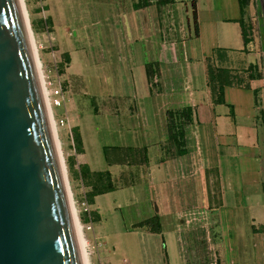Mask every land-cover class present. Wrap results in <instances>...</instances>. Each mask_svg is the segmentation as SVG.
Segmentation results:
<instances>
[{
    "label": "crops",
    "instance_id": "crops-1",
    "mask_svg": "<svg viewBox=\"0 0 264 264\" xmlns=\"http://www.w3.org/2000/svg\"><path fill=\"white\" fill-rule=\"evenodd\" d=\"M173 2L185 11L186 36L180 38L177 56L174 50L166 51L169 57L172 55L170 61L175 62L179 70L175 76L165 78L162 87L166 93L171 92L172 99L180 102L182 107L191 108L192 124L187 132L183 155L167 157L159 144L158 101L153 97L151 85L147 81L149 54L143 39H127L125 33L120 38L123 46L118 50V62L122 67V81L115 85L119 92L116 98L120 110L114 111L119 119L129 122L121 128L135 137L136 144L118 147L146 149V163L133 165L130 171L133 173V182L145 174L147 183L144 187L148 186L152 192L147 203L150 207L151 204L156 205L146 219L132 227L156 218L159 231L136 227V230L152 237L153 247L156 246L153 235H162L165 229L178 234L175 242L179 249V260H175L174 264L200 263L208 251L216 253V247L221 264H264V231L255 230L264 222L263 79H249L247 73L237 71L241 55H249L243 51L238 0ZM57 8L55 3L48 10L41 8L42 12L49 15L48 29L54 30L58 25ZM193 8L196 35L193 21L190 20ZM124 18H127V23L130 21L138 37L137 12L131 11ZM57 43L61 48L58 51L71 59L75 49L68 34L60 36V43ZM216 49L225 51L226 60L222 66L241 81L239 85L232 84L224 88L222 104L213 101L207 84V61ZM250 64L253 63L248 59L247 67ZM258 68L256 73H259ZM115 88L111 85L112 91ZM254 90H257L256 97ZM80 136L81 156L84 157L86 145L83 136ZM151 153L156 157L153 162ZM86 160L85 167L91 172L105 171L102 168L91 170ZM103 161L115 183L113 171L126 166H109L105 159ZM98 197L94 198L91 206L96 211L94 216L97 215ZM93 238L96 241V236ZM107 262L112 264L109 259ZM91 264L101 263L99 259L93 258Z\"/></svg>",
    "mask_w": 264,
    "mask_h": 264
},
{
    "label": "rangeland",
    "instance_id": "rangeland-1",
    "mask_svg": "<svg viewBox=\"0 0 264 264\" xmlns=\"http://www.w3.org/2000/svg\"><path fill=\"white\" fill-rule=\"evenodd\" d=\"M20 1L31 40H29L31 51L33 49L41 71L51 70L49 76L52 77L54 64L58 67L61 62V53L58 51L61 48L57 43V41L60 43V36L64 37L68 34L75 49L71 59L66 54L68 67L66 71L64 69L63 75L70 85L64 92V106L53 108L52 112L55 120L67 118V124L63 128L57 126L54 128L53 139L55 147L57 145L56 150L65 175L68 204H71L81 229L84 226L81 202L84 193L90 190L86 181L79 177L80 170L87 168L84 160L87 159L86 162L93 171L99 168L106 170L102 155L103 147L136 144L135 137L130 136L125 128H121L129 122L119 119L114 111L120 110V104L116 98L119 92L115 85H119L122 81L118 50L123 46L122 39L120 40L123 33L127 35V39L131 37L134 40L141 37L149 54L147 73L150 82L148 79L147 81L151 85L153 97L158 101L157 124L161 132L159 144L164 155L174 158L185 150L187 132L190 127L185 119L186 107H182L180 102L173 100L170 96L171 92L166 93L162 87V81L175 76L179 70L177 64L170 61L172 55L169 57L166 51L174 50V55L177 56L180 38L182 35L186 36L185 11L179 9L173 0ZM53 3L58 7L56 12L58 25L54 27V30H46L41 24L45 18L49 22V15L47 12H42L41 6L48 10ZM131 11L137 12L138 37L130 21L127 23V18H124ZM190 20L192 21V16ZM242 22L250 39L244 51L249 55L248 57L241 55L237 71L247 73L242 68L247 67L248 59L250 63L259 67V73H256V76L263 79L262 104L264 105V0H248ZM111 85L114 86V91L111 90ZM135 123L139 122L135 121ZM73 130L84 138L85 159L73 149ZM138 158L144 160V154L141 153ZM151 158L153 162L156 157L151 153ZM127 166L113 171L118 188L112 194L98 197L97 215L94 216L96 211L90 206L94 219L93 231L81 229L78 232L81 237L83 235L88 239V243H92L91 239L96 236L99 245L88 257L85 255L86 264H91L93 258L99 259L101 264H107L108 259L112 264H174L175 260H179L177 257L179 249L175 242L178 234L165 229L162 235L158 233L155 234L156 236L153 235L156 241V246L153 247L152 237L132 227L138 221L146 219L150 212L155 210L156 205L151 204L152 207H150L147 203V198L149 195L152 196V192L148 186L144 187L147 183L144 173L137 182L132 180L133 186L128 185L133 173L129 165ZM151 223L154 228L155 220ZM175 224L174 222V226ZM255 230L263 231L264 222ZM83 244L85 246L84 239ZM215 250L216 253L208 251L204 260L194 264H209L213 258H216L217 264H221L219 250L217 247Z\"/></svg>",
    "mask_w": 264,
    "mask_h": 264
},
{
    "label": "water",
    "instance_id": "water-1",
    "mask_svg": "<svg viewBox=\"0 0 264 264\" xmlns=\"http://www.w3.org/2000/svg\"><path fill=\"white\" fill-rule=\"evenodd\" d=\"M0 264H82L19 0H0Z\"/></svg>",
    "mask_w": 264,
    "mask_h": 264
},
{
    "label": "trees",
    "instance_id": "trees-1",
    "mask_svg": "<svg viewBox=\"0 0 264 264\" xmlns=\"http://www.w3.org/2000/svg\"><path fill=\"white\" fill-rule=\"evenodd\" d=\"M239 9L241 12V25H242V37H243V44H244V50L246 49L247 45L250 43V39L248 38V35L246 34L242 19L244 17V11L248 4V0H238ZM136 7V6H135ZM43 9V8H42ZM41 9V10H42ZM44 10V9H43ZM192 21H193V27L195 35L197 34V28H196V14H195V8L191 11ZM42 27H48L49 28V22L47 18L43 20V23L41 24ZM61 62L58 64V71L62 74L64 72V69L68 65V58L66 54H61ZM226 60V53L224 50L216 49L213 52V56L211 59L207 61L206 65V73H207V84L211 91V95L213 97V101L217 104H222L223 101V90L225 87H229L232 84L239 85L240 79L239 77L232 76L230 74V70L228 68H225L222 66V63ZM245 71L248 74L249 79H256L258 76H256L257 72V66L250 64ZM243 73V72H242ZM237 77V78H236ZM256 77V78H255ZM147 79L149 81V75L147 73ZM150 82V81H149ZM255 97L257 94V90H254ZM185 116H186V122L187 124H192V112L190 107H186L185 110ZM72 143H73V149L76 153H82V150L80 148L81 145V138L77 131L73 130L72 133ZM144 154V160H141L138 158V155L140 157V154ZM185 153V150L179 154V156L183 155ZM102 154L103 157L107 163V165H129V167L137 164L146 163V149L145 148H133V147H103L102 148ZM142 158V156H141ZM80 179H84L86 181L87 187L90 189L89 191L84 193V199L92 206L94 204V198L105 195L107 193H111L117 190V186L114 183L111 173L107 170L105 171H99V172H91L88 168H84L80 170L79 173ZM132 179H130V182L128 185H132ZM126 186V185H125ZM152 220H155L156 226L153 228V224L151 223ZM134 227L142 228L147 227L151 229L152 231H159V225L156 221V218H151L148 220H145L143 222L138 223ZM264 231V230H263Z\"/></svg>",
    "mask_w": 264,
    "mask_h": 264
},
{
    "label": "built area",
    "instance_id": "built-area-1",
    "mask_svg": "<svg viewBox=\"0 0 264 264\" xmlns=\"http://www.w3.org/2000/svg\"><path fill=\"white\" fill-rule=\"evenodd\" d=\"M42 8V6H41ZM46 30H48V27H45ZM41 66L39 65V72L41 77V89L42 93L44 95L45 101L47 103V106L49 107V110L51 112L52 122L54 125V128L57 126L59 128H63L67 124V118H60L58 120L54 119L52 109L53 108H62L65 103L64 99V92L69 87V81L66 77H64L63 73L61 74L58 71V68L56 64H54L53 68V75L52 77L49 76L51 73V70H40ZM66 70V68H65ZM81 214L84 218V226L81 227V229H84L86 231H93V215L92 210L90 209V205L87 204L85 199L83 198L81 202ZM79 223V221H78ZM80 227V225H79ZM80 229V230H81ZM83 237V235H82ZM85 246L84 250L87 255V257L92 254V251L97 249L99 247L98 243L95 241V239H91L92 243H88V239L84 238ZM215 257V256H214ZM209 264H217L216 258H213V261H211Z\"/></svg>",
    "mask_w": 264,
    "mask_h": 264
},
{
    "label": "bare ground",
    "instance_id": "bare-ground-1",
    "mask_svg": "<svg viewBox=\"0 0 264 264\" xmlns=\"http://www.w3.org/2000/svg\"><path fill=\"white\" fill-rule=\"evenodd\" d=\"M19 4H21V1L19 0ZM20 8H21V5H20ZM21 12H22V10H21ZM23 15V14H22ZM25 18H24V16H23V20H24ZM24 24H25V21H24ZM25 28H26V31H27V26H26V24H25ZM29 34H28V32H27V36H28ZM30 37L28 36V39H29ZM30 40V39H29ZM31 41V40H30ZM30 41H29V43H30ZM30 48H31V46H30ZM31 52H33V49H32V51ZM32 56H33V60H34V63H35V67L37 68L36 70H37V74H38V77H39V79H40V87H41V77H40V72H39V64H38V61L36 62V56H35V53L33 52L32 53ZM42 88V87H41ZM43 91H42V89H41V94H42V99H43V105H44V109H45V112H46V115H47V118H48V120H49V124H50V127H51V131H52V135L55 137V134H54V125H53V122H52V117H51V112H50V110H49V107L47 106V103H46V101H45V98H44V95H43V93H42ZM56 148H57V145H56ZM56 152H57V150H56ZM57 156H58V161H59V166H60V170H61V174H62V179H63V183H64V186H65V192H66V196H67V200H68V202H69V196H68V193H67V187H66V184H65V175H64V172H63V169H62V164H61V162H60V157H59V153H57ZM69 205H70V212H71V216H72V221H73V225H74V230H75V234H76V239H77V244H78V248H79V253H80V257H81V263L82 264H86V260H85V255H86V253H85V251H84V244H83V239H82V237L80 236V234L78 233L79 231H80V227H79V225H78V222H77V219H76V217H75V212H74V210H73V208L71 207V204L69 203ZM81 250V251H80Z\"/></svg>",
    "mask_w": 264,
    "mask_h": 264
}]
</instances>
